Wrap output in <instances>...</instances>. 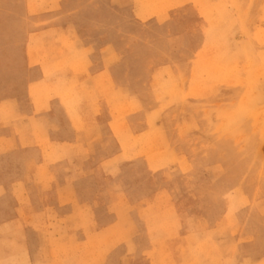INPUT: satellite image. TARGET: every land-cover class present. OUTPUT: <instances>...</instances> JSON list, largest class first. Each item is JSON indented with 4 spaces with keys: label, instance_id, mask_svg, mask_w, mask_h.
Instances as JSON below:
<instances>
[{
    "label": "rangeland",
    "instance_id": "obj_1",
    "mask_svg": "<svg viewBox=\"0 0 264 264\" xmlns=\"http://www.w3.org/2000/svg\"><path fill=\"white\" fill-rule=\"evenodd\" d=\"M29 76L80 144L0 192V264H264V0H0V94Z\"/></svg>",
    "mask_w": 264,
    "mask_h": 264
},
{
    "label": "crops",
    "instance_id": "obj_2",
    "mask_svg": "<svg viewBox=\"0 0 264 264\" xmlns=\"http://www.w3.org/2000/svg\"><path fill=\"white\" fill-rule=\"evenodd\" d=\"M30 83L31 77L28 82L24 83L26 91L24 92V95L20 97L11 95V91L9 89L4 91V95L0 94V192L3 193H14L15 186H9L8 184L14 185L16 179L19 178L23 180L25 193L32 194L35 191V187L34 185L28 186L27 179L44 177L46 175L45 173L48 171V161L55 160L56 162H61L63 160L60 159L61 156L59 154L54 156L55 159L48 157L45 152L46 148L49 145L62 146L68 144L71 147H75L76 145L80 144L77 138L79 136L78 131H76L77 126L73 123V121L70 124L71 127H68V129L64 130L62 127L61 130H59V133H56L55 135L49 134L48 121L53 119V115L58 114L59 117V115H63V113L61 109L56 106L57 104L55 107H51L53 102L50 101L47 102V105L50 108L47 110V106L44 105V97H42L44 95H42L41 98L33 104L31 93L30 91L28 92V90H30ZM55 86L56 85H54V87ZM54 87L51 86L50 88ZM8 106H10L9 113H7L6 109ZM49 112L51 113L49 114ZM10 114L15 116L11 117L12 115ZM51 114L52 116H49ZM58 117L57 119L61 123V120ZM34 124H39V129L34 127ZM92 130L96 131L97 129L94 127ZM86 144L87 143H85V146ZM16 157H19L23 164L20 165L18 169H12L10 166H8V173H5L4 166L6 162L8 160V162H10ZM75 158L76 157L72 155V159L68 160L73 163L74 161L78 160V158L77 160ZM119 158H122L121 160H125L123 158V154L119 152L114 156L102 158L101 163L103 162L104 164H110V162ZM99 163L100 160L95 161L94 166L99 165ZM32 166H36L37 169L33 170ZM100 168L101 167H98L96 171L100 170ZM59 172L60 171L58 168L55 171L53 170L54 176L56 177L59 174L58 177L63 178V173ZM1 179L8 180L6 181ZM61 184L63 186V180ZM161 192V188L151 191L153 195H157L158 193L160 194ZM15 211L16 207L13 206L11 209V216L7 218V222H0V225L16 224L17 217L13 216L15 215ZM258 257L264 259V253L259 254ZM173 263H175L174 259Z\"/></svg>",
    "mask_w": 264,
    "mask_h": 264
}]
</instances>
